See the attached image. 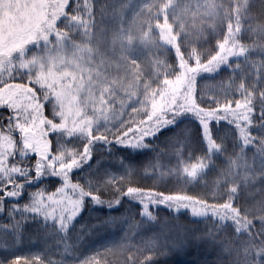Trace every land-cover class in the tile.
I'll use <instances>...</instances> for the list:
<instances>
[{"label":"snow or ice","instance_id":"6c2138e0","mask_svg":"<svg viewBox=\"0 0 264 264\" xmlns=\"http://www.w3.org/2000/svg\"><path fill=\"white\" fill-rule=\"evenodd\" d=\"M0 264H264V0H0Z\"/></svg>","mask_w":264,"mask_h":264},{"label":"trees","instance_id":"16d2710c","mask_svg":"<svg viewBox=\"0 0 264 264\" xmlns=\"http://www.w3.org/2000/svg\"><path fill=\"white\" fill-rule=\"evenodd\" d=\"M215 46V40L213 41V47ZM215 83H218V81H216ZM155 211V209H154ZM167 213V210H164L162 213H161V220H160V223L161 225L163 224V216ZM157 231H159V227L157 228ZM150 235V233H149ZM134 240H138V237H133Z\"/></svg>","mask_w":264,"mask_h":264}]
</instances>
